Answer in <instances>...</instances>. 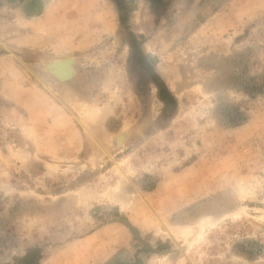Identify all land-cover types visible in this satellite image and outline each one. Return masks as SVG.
I'll return each instance as SVG.
<instances>
[{
  "label": "rangeland",
  "instance_id": "obj_1",
  "mask_svg": "<svg viewBox=\"0 0 264 264\" xmlns=\"http://www.w3.org/2000/svg\"><path fill=\"white\" fill-rule=\"evenodd\" d=\"M0 264H264V0H0Z\"/></svg>",
  "mask_w": 264,
  "mask_h": 264
},
{
  "label": "bare ground",
  "instance_id": "obj_2",
  "mask_svg": "<svg viewBox=\"0 0 264 264\" xmlns=\"http://www.w3.org/2000/svg\"><path fill=\"white\" fill-rule=\"evenodd\" d=\"M55 62H56L55 68L51 67V71L55 73L57 77H59L57 79H61L60 81H64L65 79H68L74 71L73 62L71 60H62ZM121 142H122V138H119L118 143L120 144Z\"/></svg>",
  "mask_w": 264,
  "mask_h": 264
},
{
  "label": "water",
  "instance_id": "obj_3",
  "mask_svg": "<svg viewBox=\"0 0 264 264\" xmlns=\"http://www.w3.org/2000/svg\"><path fill=\"white\" fill-rule=\"evenodd\" d=\"M55 65H56V62H52V63H50V64H48L47 65V67L49 68V70L51 71V67L52 68H55ZM52 72V71H51ZM53 73V72H52ZM74 74H75V70L73 71V75L72 76H74ZM53 75L56 77V78H59V77H57V75H55V73H53ZM72 77H69V79H71ZM69 79H67V80H69ZM59 80H61V79H59ZM66 80V79H65ZM62 82H64V81H62Z\"/></svg>",
  "mask_w": 264,
  "mask_h": 264
},
{
  "label": "trees",
  "instance_id": "obj_4",
  "mask_svg": "<svg viewBox=\"0 0 264 264\" xmlns=\"http://www.w3.org/2000/svg\"><path fill=\"white\" fill-rule=\"evenodd\" d=\"M162 96H164L163 93H162Z\"/></svg>",
  "mask_w": 264,
  "mask_h": 264
}]
</instances>
